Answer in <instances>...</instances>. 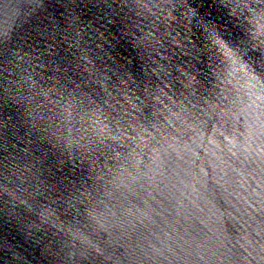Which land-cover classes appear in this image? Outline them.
<instances>
[{
    "label": "water",
    "instance_id": "95a60500",
    "mask_svg": "<svg viewBox=\"0 0 264 264\" xmlns=\"http://www.w3.org/2000/svg\"><path fill=\"white\" fill-rule=\"evenodd\" d=\"M139 4L65 0L61 30L45 0H0V264H264V80L208 85L210 59L181 51L236 18ZM185 8L200 23L181 31Z\"/></svg>",
    "mask_w": 264,
    "mask_h": 264
},
{
    "label": "clouds",
    "instance_id": "9594fccd",
    "mask_svg": "<svg viewBox=\"0 0 264 264\" xmlns=\"http://www.w3.org/2000/svg\"><path fill=\"white\" fill-rule=\"evenodd\" d=\"M64 2L65 0H59V2L58 0H45L46 5L51 9L48 14L51 17L48 20L50 29L52 22H55L56 27L61 30L69 27L75 30L78 27L77 24L71 23V16L66 14V10L63 8ZM112 3L114 16L116 13L124 11L120 7L123 0H112ZM149 3H151V0H140L135 15L139 16L141 12L147 15V12L150 11ZM229 9H231V15L236 18L238 24V27L233 30L234 35L222 36L210 24L206 28L201 26L197 28L200 35H193L188 41L191 47L183 45L181 51L190 58V62L204 57L210 59L209 69L205 71L202 77L208 85L212 83L211 79H208L209 70L223 75L225 69L229 70V77L237 82L240 80L248 81L255 77L256 79L253 82L259 83L260 80H264V0H225L223 11L227 12ZM131 15L129 13V16ZM181 21L184 23L181 24ZM82 22L83 18H81L80 23ZM189 23L192 27H196L200 23V17L195 16L185 8L180 16V21H176V25L181 31H184L185 28H188ZM185 34L188 35V33ZM66 35L67 33L61 31L57 34V39ZM115 35H119V33H115ZM124 42L129 43L128 40ZM16 43L19 44V41ZM24 43L27 44L28 42L25 41ZM113 43L117 42L113 41ZM117 71H120V69H117ZM190 84L193 87L196 86L195 76L191 77ZM193 95L195 97V93ZM195 98L197 99V105L203 104L205 106L200 111L206 114L209 112L221 114L226 107L227 98L218 97L214 87L201 86L200 94Z\"/></svg>",
    "mask_w": 264,
    "mask_h": 264
}]
</instances>
